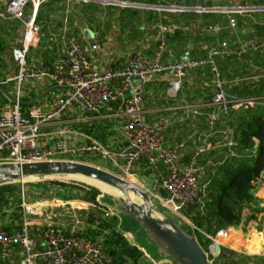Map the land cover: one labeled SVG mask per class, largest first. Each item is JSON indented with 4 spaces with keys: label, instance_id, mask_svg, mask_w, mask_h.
<instances>
[{
    "label": "built area",
    "instance_id": "obj_1",
    "mask_svg": "<svg viewBox=\"0 0 264 264\" xmlns=\"http://www.w3.org/2000/svg\"><path fill=\"white\" fill-rule=\"evenodd\" d=\"M43 1L10 0L3 14L11 20H18L29 2L34 11ZM34 18L33 12L24 24L21 47L11 52V60L16 67L13 78L16 96L9 104L0 105V165L57 161L80 163L81 160H87L83 164L90 165L97 161L104 165L101 166L103 170L107 169L105 171L131 183L134 168L142 163L143 173L149 170L153 174L155 190L165 194L163 204L166 209L178 216L188 207L202 202L209 184L206 174L212 168L214 153L220 156L218 165L243 157V153H237L234 130L229 126L232 115L264 109V96L236 98L228 95L217 60L240 59L250 52L264 50V40L251 38L238 46L222 41L204 48V55L171 60L166 57V48L173 28L162 25L151 56L136 51L124 67L107 66L98 72L92 70L81 42L62 31L56 36L58 55L49 68H42L33 67L27 61L28 51L39 33ZM228 25L235 28V20L230 18ZM197 72H204L210 81L208 101L168 106L154 111L152 115L159 116L157 122L146 121L143 103L149 80L167 76L168 91L175 97L180 94L185 78ZM40 81H46L64 93L49 109L33 106L24 114L19 98L21 86L26 82ZM110 105L118 108L120 137L117 146H108L96 139L80 143L59 139L49 149L40 145L42 129L62 120L72 108L85 114L77 116L75 123L89 124L101 118L102 109ZM166 113L174 118L178 127L189 123L190 117L203 118L204 126L187 137L172 141L169 137L171 126L162 118ZM219 137L224 138L223 141H218ZM189 143L193 147L186 152ZM141 190L146 189L141 187ZM19 196L20 204L16 208L24 213V217L17 229H0V264H9L10 249L14 245L19 246L22 252L19 264H110L101 240L66 232L58 226L46 227L38 243L29 232V222L35 217L34 209L25 203L22 190ZM186 224L195 231L191 223ZM227 236L226 230L220 231L211 241L223 247L221 243ZM210 247L208 250L212 254Z\"/></svg>",
    "mask_w": 264,
    "mask_h": 264
},
{
    "label": "rangeland",
    "instance_id": "obj_2",
    "mask_svg": "<svg viewBox=\"0 0 264 264\" xmlns=\"http://www.w3.org/2000/svg\"><path fill=\"white\" fill-rule=\"evenodd\" d=\"M10 0H0V15L3 18H0V45L3 49L0 51V58L2 63L4 64L5 71H14L16 72V68L13 65L11 60V52L14 49H18L22 45L23 35H24V24L28 21V18L31 17L29 14L22 13V16L18 20H11L10 18L6 17L3 14L5 5ZM108 1H118L122 3L128 4V6L123 5H112V4H97L99 7L93 9L92 16L90 18L93 19V27L97 30L98 33L103 32L105 27H110V20L113 16H116L120 13L123 9L128 10H137V5L140 4L138 1H131V0H108ZM193 2L194 7H186V5L181 6L184 3V0H167V4L169 3L170 6H162L164 0H158V4L156 6L160 7H175V8H185V9H199L197 7V1L199 0H189ZM263 2L262 0H216L214 1V9H235V8H246V9H254L255 11L251 12H262L264 7H254V3ZM264 3V2H263ZM161 4V5H160ZM160 13V12H159ZM162 13V12H161ZM179 13V12H177ZM181 13V12H180ZM226 16L221 19L220 29L228 33L230 29V43L235 44L236 46L243 44L250 40L251 38H258L259 40H264V35L259 34L256 35L257 32L254 31V25L257 22H260L259 18H249L245 19V24L243 28H238V23L241 22L240 19L242 13H223ZM236 14V15H235ZM101 15L105 16V21L102 23L100 20ZM97 17V18H96ZM96 18V19H95ZM235 20V28H230L228 25L229 19ZM167 21V24H162L164 26H168L170 28L175 29L170 34L168 38V47L167 50L170 52L169 54L172 55L173 59L178 60L181 56L185 55L186 57H196L203 52L204 48L213 47L212 45H208L204 43L203 39V31H205L204 24L198 20H186L182 17H174V19H170L168 17H160V20ZM244 21V20H243ZM158 25V23H157ZM217 26L213 27L212 33L213 35L217 34L218 30ZM209 30V29H208ZM220 30V32H221ZM207 31V29H206ZM208 31V32H210ZM207 32V33H208ZM234 34V35H233ZM183 36L186 37L185 40H180L178 38H182ZM188 38V39H187ZM173 39V40H172ZM172 40H179L181 41L182 45H171L170 41ZM42 36L37 35L36 41L34 43V48H32V52L28 53V60H36L39 56V48L40 44L42 43ZM170 45V47H169ZM41 52V51H40ZM11 65V66H10ZM36 65V63H35ZM230 68V67H229ZM240 74L241 71H238ZM247 73L241 75L242 80H247L248 77L246 76ZM252 74H254L252 72ZM251 74V75H252ZM204 85L202 84V88H206V92L210 94L211 86L208 77H203ZM199 82V81H198ZM233 82H237V79L233 80ZM228 80L226 77L223 78V85L224 89L227 92V84ZM16 96V92H14ZM204 95V93H203ZM202 95V96H203ZM158 96L164 98L166 96H170L167 93L166 87L160 92ZM207 96V94H206ZM20 100L21 97L19 96ZM147 98L145 96L144 100ZM175 102L177 99L174 100ZM70 114V113H69ZM256 115H264V109H257L251 112H236L232 115V119L230 121L229 126L233 130H235L236 126L241 122L245 123L253 116ZM204 120V119H203ZM204 122V121H201ZM76 126L71 127L70 129L78 128L81 129L82 132L87 130L88 125H84L82 123H76ZM188 125V122L186 123ZM185 125V126H186ZM178 127L175 126V129L172 132H169V137L172 141L178 139L176 135H174L175 130H185L186 127ZM255 151H248L242 154L244 158L247 159L250 163L252 162L251 156H253ZM95 161V160H92ZM87 160H81L80 163H86ZM249 163V164H250ZM94 167L101 168V163H97V161L90 164ZM102 169V168H101ZM104 169V168H103ZM142 167H138L134 170L136 177H133L131 184L136 186L137 188L141 189L144 188L138 178H142V181H150L148 186L153 187L154 179L153 174L151 172L142 173ZM107 170V169H105ZM117 176V174H115ZM119 176V175H118ZM149 179V180H147ZM263 181V179H262ZM264 182V181H263ZM147 183V182H146ZM20 185L21 183H14ZM24 186H28L33 191L32 193L37 194L39 196L36 197L35 195H30L29 206L34 209V219H38L39 223L41 224V228H46L48 226H58L65 230L66 232H74V233H85L87 228L86 221H85V214L92 210L95 213V216L103 218L105 221L109 222L113 229L120 233L126 241L141 251L143 254V262L144 264H175L171 262L168 258H166L158 249L157 247L151 242L150 238L140 229L137 222L130 217L125 216L118 210L113 207L112 197L113 195L110 193H106L99 188L92 186L89 182H85L75 178H61V179H38V178H26L24 179L23 183ZM30 189V190H31ZM95 190L96 192V203L98 207L90 206L88 203L81 201L79 198V192H90L89 190ZM261 190V192H260ZM116 193L118 191L113 190ZM157 193L156 198L151 199V206H152V215L154 218L162 220V219H171L173 220L178 226L187 234L192 235L195 239L196 236L194 234V230H192L186 222H189V219L185 215V213H181L178 216L181 217L180 219L177 218L175 215L171 214L166 207L164 206L163 196L158 190H155V194ZM119 198L116 199L118 202L121 200H125V197L122 193L118 192ZM253 199L251 200L250 204L244 205L239 209L240 212V222L237 226L233 227L238 230V235L248 236V238H244L245 240L240 239L233 240L232 242L228 241L223 242L222 245L224 248H229L228 250L233 251L239 255L246 256V257H257L264 259V188L263 185L256 184V188H254ZM136 200V198H135ZM137 204H140L138 200H136ZM245 207V208H244ZM32 218V219H33ZM35 221V220H34ZM32 235L39 240L42 234L38 236V233L34 230L32 231ZM38 236V237H37ZM257 238V240H256ZM248 239V240H246ZM197 241V239H196ZM202 241V240H201ZM225 241V240H224ZM235 242V243H234ZM198 243V242H197ZM212 245V244H211ZM210 245V246H211ZM209 246V247H210ZM208 248L201 247V250L206 258L208 264H213V262L209 259H215L212 254L209 252ZM221 248V247H220ZM209 259V260H208Z\"/></svg>",
    "mask_w": 264,
    "mask_h": 264
},
{
    "label": "crops",
    "instance_id": "obj_3",
    "mask_svg": "<svg viewBox=\"0 0 264 264\" xmlns=\"http://www.w3.org/2000/svg\"><path fill=\"white\" fill-rule=\"evenodd\" d=\"M105 1L108 0H101V2H89V1H81V0H60L59 3L54 4L52 9L45 10L46 14L49 15V23L47 24L46 31L43 33L44 37L42 36V43L40 46L43 47V52L45 53V49L48 51L47 58L44 59L43 56H39L36 60H28L31 66L33 67H42L40 62H47L50 64L53 59L58 55L59 51L57 50L56 46V36L60 32H66L69 35L77 38L85 51L92 70L94 71H101L107 66H112L115 68L124 67L127 59L136 51H141L145 56H151L156 48L158 42V30L159 27L162 26L160 22H155L156 20L150 19L147 12H163L165 14H173L176 12H166V11H158L153 9L152 7L155 6H147L146 5H137V10H128L123 9L118 13L116 16H113L110 20V27H105L103 32L98 33L93 27V19L90 18V15L93 12V9L99 7L97 4L106 3ZM261 1V0H260ZM264 2V0H262ZM126 4V3H125ZM113 5V4H112ZM128 11L127 13L125 11ZM264 11V10H263ZM130 13H133V16H130ZM32 15V14H31ZM30 15V16H31ZM92 16V15H91ZM30 18V17H29ZM28 18V20H29ZM97 18V17H96ZM95 18V19H96ZM160 19V17L158 18ZM98 21H108L105 20V16L101 15L100 20ZM218 30V27H216ZM93 34L94 44L95 47L91 46L89 43L88 34ZM213 35V34H212ZM214 36V35H213ZM170 35L168 36V38ZM182 39V38H178ZM173 40V39H172ZM170 41L171 45H179L181 46L182 43L179 40H175L172 42ZM168 40H167V47H168ZM36 45V44H35ZM34 44L31 48H34ZM170 47V45H169ZM42 51V50H41ZM170 52L166 48L167 58L173 59L172 55L169 54ZM182 57L178 58L181 59ZM36 63V65H35ZM15 66V64L13 63ZM11 66V65H10ZM16 68V67H15ZM44 68V67H42ZM13 70L5 71V67L0 69V84L1 88L5 91L6 95L0 92V105H7L11 102V100L15 97L14 92H16V86L13 82V78L15 76ZM204 75L201 72L192 73L188 77L185 78L182 84V89L180 94L177 96H172V94L168 91V80L167 76H156L148 81L146 86V95L147 98L144 100L143 103V110L145 112V119L147 122L153 123L159 120V116L152 115L154 111L162 110L165 107L179 105L180 103H192L198 102L203 100V93H206V88H202ZM199 81V82H198ZM167 89V93L170 95L169 97L166 96L161 98L158 96L163 88ZM64 93V90L54 88L46 81H40L37 83L34 82H26L21 86V91L19 92V96L21 97V111L25 114L30 108L33 106H39L42 109H49L55 103V100ZM145 95V96H146ZM41 98L39 103L37 100ZM177 99L175 102L174 100ZM36 101V105H32V102ZM70 113V114H69ZM118 108L116 105L106 106L101 111V118L95 121V123L91 122L89 124H84L88 126L85 132H82L81 129L74 128L70 129L71 127L76 126L75 118L77 116H84L83 112L79 109L72 108L67 115H65L62 120L56 121L49 126H46L41 131L40 137V145L45 148L49 149L54 146V143L59 139H66L70 142L80 143L86 142L87 140H98L102 141L108 146H114L119 142V126L120 120L117 116ZM162 117L168 122L169 132H172L175 129L176 124H174L173 117L169 114H163ZM203 118H189V123L186 125L185 130H175L173 133L178 137L177 140H180L182 137H187L191 134V132L202 129L204 126ZM224 138L219 137L218 141H223ZM171 141V140H170ZM189 147L186 149V152L193 147L192 143H189ZM215 158H213V164L211 170H216L219 166L218 162L220 161V156L216 153L213 154ZM255 155V153H254ZM253 156L251 158L253 159ZM242 162L245 164H249L250 162L247 161L246 158H241ZM216 163V165H215ZM144 164H138L134 170L138 167H142L143 170ZM100 166H104L101 164ZM215 166V167H214ZM145 170V168H144ZM143 173V171H141ZM207 180L210 179L209 170H207ZM136 177V174L133 171L132 179ZM154 179V177H153ZM264 172L262 173L261 178L257 181L256 184L263 185L264 188ZM141 185L148 191H154L156 189V182L153 181V187L148 186L150 185V181H142V178H138ZM149 180V179H147ZM14 184V183H13ZM256 186V185H255ZM19 191L22 190L25 203L29 204V196L35 195L36 197L39 196V193L34 194L32 193V187L29 188L28 186H24V184L18 185ZM256 188V187H255ZM31 189V190H30ZM261 192V190H260ZM157 195V193L155 194ZM255 196L254 192L250 195V202ZM164 199V198H163ZM246 203V205L250 204ZM14 211V209H5L0 212V228L10 225L11 222L9 217ZM22 212V211H21ZM24 217V213L22 212V220ZM177 218H181L176 216ZM35 220V221H34ZM14 223V222H13ZM12 223V224H13ZM13 226V225H12ZM41 228V224L39 223L38 219H31L29 222V228ZM35 230V229H34ZM38 231V230H37ZM35 231V232H37ZM228 236L225 239V244L228 241H233L240 239V241L244 238H248V236L238 235V230L231 227L227 230ZM31 236L39 243V240L32 235V231L30 232ZM39 236V234H38ZM37 236V237H38ZM248 240V239H246ZM234 242V243H235ZM229 249V248H227ZM140 251V250H139ZM141 252V251H140ZM22 252L19 246L14 245L10 249L9 255V264H19L21 259Z\"/></svg>",
    "mask_w": 264,
    "mask_h": 264
},
{
    "label": "trees",
    "instance_id": "obj_4",
    "mask_svg": "<svg viewBox=\"0 0 264 264\" xmlns=\"http://www.w3.org/2000/svg\"><path fill=\"white\" fill-rule=\"evenodd\" d=\"M136 1L146 6L159 5L157 2L158 0ZM214 1L216 0H199L197 1V7H199V9H212L216 7L214 6ZM59 2L60 0H44L36 9L34 23L39 27V35H44L43 33L46 31L47 24L49 23V15L45 13V10H51L53 5ZM166 2L167 0H164L162 6H170L169 3L167 4ZM184 3L185 4L181 6L186 5V7H194L193 2L189 0H184ZM253 6L264 7V3H254ZM30 12H33V5L31 2L24 8L25 14H29ZM125 12L127 13L128 11L126 10ZM147 13L150 19L156 20V23L160 22L162 24H167V21H163V19L160 20L158 19L159 17H168L170 19L182 17L190 21L198 19L205 26L202 39L204 43L215 46L222 41L231 42L229 38L231 30L229 29L227 33L220 29L221 19L226 16L223 13L176 12L169 15L163 12H155L154 14L153 12ZM240 15H242V19H240L241 22L238 23L237 30L238 28L244 27L243 24H245V19L251 17L259 18L260 22L255 23L254 31L257 32V36H259V34L264 35V11L259 13L246 12ZM130 16H133V13H130ZM215 26L218 27V32L213 36L210 30ZM174 32L175 29L173 30V33ZM183 39H186V37L183 36ZM38 48L39 56H43V58L46 59L48 51L45 49L44 53L42 46H38ZM2 50L0 45V51ZM29 52H32V48L29 49L28 53ZM204 54L205 52H202L198 56ZM184 57L186 56L183 55L182 58ZM217 64L222 81L224 77L228 80L226 84L227 92L225 91L228 95L236 98L264 96V50L250 52L243 55L240 59H219L217 60ZM40 65L44 68H49L51 63L48 64L44 61L40 62ZM3 68L4 64L0 58V69ZM238 71L242 73L240 74ZM247 72H249L246 74L248 79L242 80L241 75ZM252 72L254 74H252ZM201 73L206 77L204 72ZM235 79H237L236 83L233 82ZM209 96L210 94L207 92L204 93L203 101H208ZM234 140L236 142L238 154L255 151L252 162L250 164H245L241 159L232 158L226 160L222 165H219L215 171L209 170V184L205 189V196L202 198V202L188 207L184 212L195 229L194 234L200 249L201 247L208 248L212 244L211 239H213L218 232L237 226L240 222L239 209L250 202V195L254 192L255 185L264 172V115L253 116L251 120L238 124L234 130ZM148 172L150 171L146 170L144 173ZM89 191L90 192L80 191L78 194L80 200L88 203L90 206L98 207L95 190L90 189ZM158 191L165 197V194L161 190ZM19 204L20 196L17 184L0 186V212L5 209H14L9 217L11 224L5 226V228L1 227L0 229L10 231L20 226L22 222V212L20 209L16 208ZM84 218L87 228L85 233L80 234L89 239L101 240L104 247V255L110 264H144L143 254L137 248L130 246L126 239L120 233L116 232L109 222L101 217L95 216L92 210L86 213ZM33 230H38L37 233L40 235L43 234L45 228H37V230L36 227L29 228V232ZM209 259L213 264H264L263 258L242 256L224 247L220 248L219 254L215 259L211 257H209Z\"/></svg>",
    "mask_w": 264,
    "mask_h": 264
},
{
    "label": "water",
    "instance_id": "obj_5",
    "mask_svg": "<svg viewBox=\"0 0 264 264\" xmlns=\"http://www.w3.org/2000/svg\"><path fill=\"white\" fill-rule=\"evenodd\" d=\"M81 1L101 2V0ZM105 2L113 5L128 6V4L118 1ZM152 8L166 12L238 13L243 11H255L254 9L246 8L185 9L160 6ZM33 12L35 13L36 10L34 9ZM88 37L91 46L95 47L93 34L89 32ZM0 92L6 95L1 87ZM40 100L41 98H39L37 102ZM37 102L33 101L32 105H36ZM81 103L83 104V102ZM129 152H132V150ZM32 177L43 180L61 179L62 177H80L81 179L98 182L104 187L112 188L113 190L122 193L125 197V200L119 202L112 197L113 207L125 216L135 220L140 229L150 238L151 242L171 262L175 264H208L196 239L192 235L185 233L178 224L169 218L159 220L153 217L151 199L155 197L154 191H143L130 182H127L101 168L83 163L57 161L22 165H0V186L17 182L22 184L24 179ZM130 197L133 199L136 198L140 204L132 202ZM210 249L212 250L213 257L216 258L220 251V244L218 242H213Z\"/></svg>",
    "mask_w": 264,
    "mask_h": 264
},
{
    "label": "bare ground",
    "instance_id": "obj_6",
    "mask_svg": "<svg viewBox=\"0 0 264 264\" xmlns=\"http://www.w3.org/2000/svg\"><path fill=\"white\" fill-rule=\"evenodd\" d=\"M32 178H35V177H32ZM71 178H75V179H79V180H82V181H85V182H89V184H91L92 186H95V187H97V188H99L100 190H102V191H104V192H106V193H110V194H112L113 195V197L115 198V199H118L119 198V195L115 192V191H113V189L112 188H108V187H104V186H102L100 183H98V182H95V181H92V180H85V179H81L80 177H71ZM130 199L132 200V202H136V200L135 199H133L132 197H130Z\"/></svg>",
    "mask_w": 264,
    "mask_h": 264
}]
</instances>
